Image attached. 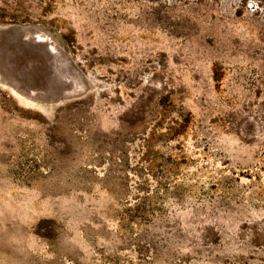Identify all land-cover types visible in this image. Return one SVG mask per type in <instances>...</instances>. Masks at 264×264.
Here are the masks:
<instances>
[{"label": "rangeland", "instance_id": "374dc122", "mask_svg": "<svg viewBox=\"0 0 264 264\" xmlns=\"http://www.w3.org/2000/svg\"><path fill=\"white\" fill-rule=\"evenodd\" d=\"M0 264H264V0H0Z\"/></svg>", "mask_w": 264, "mask_h": 264}]
</instances>
